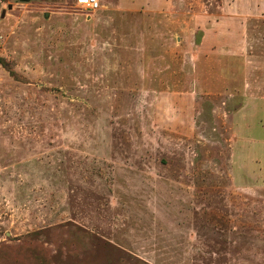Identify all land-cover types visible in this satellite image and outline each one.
<instances>
[{
    "label": "rangeland",
    "instance_id": "374dc122",
    "mask_svg": "<svg viewBox=\"0 0 264 264\" xmlns=\"http://www.w3.org/2000/svg\"><path fill=\"white\" fill-rule=\"evenodd\" d=\"M222 12L0 0V264H264V17Z\"/></svg>",
    "mask_w": 264,
    "mask_h": 264
},
{
    "label": "crops",
    "instance_id": "0c3cea01",
    "mask_svg": "<svg viewBox=\"0 0 264 264\" xmlns=\"http://www.w3.org/2000/svg\"><path fill=\"white\" fill-rule=\"evenodd\" d=\"M222 4V16L232 18L264 17V0H222ZM234 31L239 33V26L235 27ZM239 37L234 40L235 47L241 46V37Z\"/></svg>",
    "mask_w": 264,
    "mask_h": 264
},
{
    "label": "built area",
    "instance_id": "2783aa9c",
    "mask_svg": "<svg viewBox=\"0 0 264 264\" xmlns=\"http://www.w3.org/2000/svg\"><path fill=\"white\" fill-rule=\"evenodd\" d=\"M83 6L89 9H95L98 6V0H78Z\"/></svg>",
    "mask_w": 264,
    "mask_h": 264
},
{
    "label": "water",
    "instance_id": "95a60500",
    "mask_svg": "<svg viewBox=\"0 0 264 264\" xmlns=\"http://www.w3.org/2000/svg\"><path fill=\"white\" fill-rule=\"evenodd\" d=\"M3 13V12H2Z\"/></svg>",
    "mask_w": 264,
    "mask_h": 264
}]
</instances>
